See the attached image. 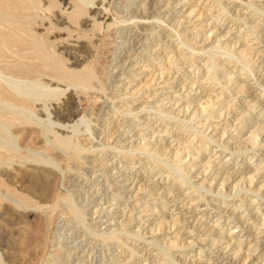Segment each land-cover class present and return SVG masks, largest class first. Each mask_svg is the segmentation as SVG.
Wrapping results in <instances>:
<instances>
[{
  "label": "rangeland",
  "instance_id": "obj_1",
  "mask_svg": "<svg viewBox=\"0 0 264 264\" xmlns=\"http://www.w3.org/2000/svg\"><path fill=\"white\" fill-rule=\"evenodd\" d=\"M90 1L70 18L74 0H40L30 21L71 68L99 60L104 90L62 83L50 104L55 130L91 149L80 160L36 127L13 126L23 155L34 149L58 165L0 164V264H264V0ZM23 30L0 26V39H14L10 65L34 59ZM210 48L239 60L219 52L212 62ZM144 144L164 150L163 162ZM125 225L137 235L100 236Z\"/></svg>",
  "mask_w": 264,
  "mask_h": 264
},
{
  "label": "bare ground",
  "instance_id": "obj_2",
  "mask_svg": "<svg viewBox=\"0 0 264 264\" xmlns=\"http://www.w3.org/2000/svg\"><path fill=\"white\" fill-rule=\"evenodd\" d=\"M90 0H74V5L72 11L65 9V13L69 15L70 18H79L82 15L87 14V7ZM40 0H0V26L3 24H14L19 30L24 29V33L27 37L28 43L30 45L32 60L24 61L19 66L10 65L8 62V57L6 52L12 48L11 40L14 39H0V164H11L16 160H33L38 163L47 162L53 165H58V163L52 158V156L46 158L34 149H28L29 154L23 155L22 148L19 145L18 136L13 132V126L18 125H30L31 127H36L39 129L40 133L51 145H55L59 148L66 150L68 155L72 156L73 159L80 160L81 154L86 151H91L90 148L85 147L79 142H75L72 136H64L55 130V122L51 118L50 104L53 100H57L61 93L64 92L60 84H66V87L75 88L77 94H90L92 90L99 89L104 90V84L101 80L100 74L97 70L98 61L93 64L85 66L81 70H77L68 66L66 59L56 51L54 46L47 44L43 36H39L37 31L33 28L30 21L37 18L34 13L35 9L38 8ZM42 5V4H41ZM128 5V4H127ZM132 5V4H131ZM166 5V4H165ZM176 5V4H175ZM223 5V4H222ZM250 6V5H249ZM185 8V7H184ZM256 8V7H255ZM197 8L191 10L193 13ZM124 10V9H123ZM114 11V10H113ZM120 11V10H119ZM38 12V11H37ZM43 12V11H42ZM190 12V13H191ZM203 12V11H202ZM135 14V13H134ZM114 16V15H113ZM146 16V15H145ZM123 17V16H122ZM121 17V18H122ZM136 18V16H134ZM133 18V19H134ZM143 18V17H142ZM142 18H140L142 20ZM148 18V17H145ZM154 18V17H153ZM170 18V17H169ZM119 19V18H118ZM149 19V18H148ZM146 20V23L148 21ZM157 21L162 22V18L156 16ZM120 20V19H119ZM118 20V21H119ZM122 24H124L123 19H121ZM139 18H136V22ZM145 20V19H144ZM143 20V21H144ZM40 21V20H39ZM133 21V24L136 22ZM152 21V20H151ZM142 22V21H141ZM128 23V20H127ZM149 23V22H148ZM147 23V24H148ZM169 23V22H168ZM178 23V22H177ZM176 24V23H175ZM249 24V23H248ZM72 25V24H71ZM139 25V24H137ZM169 25V24H168ZM179 25V24H178ZM251 25V24H250ZM73 26V25H72ZM99 25L95 22L94 27L97 28ZM127 26H121V30L125 32ZM66 27V26H65ZM194 27V26H193ZM133 28V27H132ZM254 29V28H253ZM152 30V29H150ZM153 29L152 32L155 34ZM182 30V29H181ZM186 31V29H184ZM102 31V30H101ZM119 31V30H118ZM131 31V30H130ZM175 31V30H174ZM4 32V31H3ZM184 32V31H183ZM40 33V32H39ZM168 33V32H167ZM176 33V32H175ZM182 33V31H181ZM118 34H120L118 32ZM153 35V34H152ZM189 35V34H188ZM225 35V34H224ZM85 37L86 39H92L87 31L79 37ZM178 36V34H177ZM183 36H185L183 34ZM181 36L180 39H184ZM198 37V36H197ZM241 37V36H240ZM134 38V37H133ZM223 38V37H222ZM159 39V38H158ZM243 39V38H242ZM247 39V38H246ZM103 40V39H102ZM85 42V41H84ZM112 42V41H111ZM164 42V41H163ZM122 43V42H121ZM125 43V42H124ZM161 44V43H160ZM146 45V44H145ZM175 45V44H174ZM180 45V44H179ZM237 45V44H235ZM181 46V45H180ZM179 46V47H180ZM182 46L191 47L185 40H182ZM91 47V46H90ZM176 48V47H175ZM218 48V47H216ZM16 49V48H15ZM124 49V48H123ZM187 49V48H186ZM211 49V48H210ZM188 50V49H187ZM144 51V50H143ZM162 51V50H161ZM178 51V49H177ZM200 51V50H199ZM108 52V51H107ZM136 52V51H135ZM150 52V51H149ZM171 52V51H170ZM202 52V51H201ZM219 52L226 53L230 58L239 60L238 55L235 51H230L229 49H211L206 54L212 62H214L217 54ZM260 52V51H259ZM156 53V52H155ZM193 53V51H192ZM221 54V53H219ZM218 54V55H219ZM226 54H222L226 56ZM180 55V54H179ZM17 56V55H16ZM96 57V56H95ZM113 57V56H112ZM161 57V56H160ZM169 57V56H168ZM222 57V56H221ZM102 59V56L100 57ZM146 58V57H145ZM223 58V57H222ZM94 59V58H93ZM151 59V58H150ZM193 59V57H192ZM103 60V59H102ZM154 60V59H153ZM194 60V59H193ZM241 60V59H240ZM11 61V59H10ZM164 61V60H163ZM100 62H102L100 60ZM107 62V61H106ZM248 62V61H247ZM242 63V62H241ZM245 63V62H244ZM210 64V63H209ZM154 65V64H153ZM244 65V64H243ZM213 66L215 72L214 63ZM104 67V66H103ZM151 68V67H150ZM255 68V67H254ZM102 70V69H100ZM169 70V69H168ZM209 71V70H208ZM162 73V72H161ZM216 73V72H215ZM214 73V74H215ZM218 75V73H216ZM215 74V75H216ZM160 75V74H159ZM158 76V75H157ZM156 78V76H154ZM161 77V76H160ZM217 77V76H216ZM131 78V77H130ZM133 78V77H132ZM185 78V77H184ZM186 79V78H185ZM218 79V77H217ZM202 80V79H201ZM220 81V80H219ZM53 82L57 85L53 86ZM152 82V81H151ZM192 82V81H190ZM199 82V81H197ZM196 82V84H197ZM211 82V81H210ZM195 85V83H194ZM210 86V85H209ZM151 87V86H150ZM128 88V87H127ZM204 88V87H203ZM226 88V87H225ZM153 89V88H152ZM182 89V88H181ZM117 90V89H115ZM162 90V89H161ZM206 90V89H205ZM134 91V90H133ZM141 91V90H140ZM171 91V90H170ZM204 91V90H203ZM117 92V91H116ZM206 92V91H205ZM76 94V93H75ZM133 94V93H132ZM173 95V94H172ZM171 95V96H172ZM214 95V94H213ZM98 97V96H97ZM118 97V96H117ZM213 97V96H212ZM212 97L210 99H212ZM124 98V97H123ZM204 98V97H203ZM122 99V98H121ZM180 99V98H179ZM218 99V98H217ZM123 100V99H122ZM209 101V100H208ZM210 102V101H209ZM213 102V101H212ZM201 103V102H200ZM203 103V102H202ZM175 104V103H174ZM109 105V104H108ZM146 105V104H145ZM202 105V104H201ZM204 105V104H203ZM208 105H210L208 103ZM213 105V103H212ZM125 107V106H124ZM145 107V106H144ZM190 107V105H189ZM143 108V107H142ZM164 108V107H163ZM116 109V108H115ZM152 109V108H151ZM187 109V108H186ZM199 109V108H198ZM196 109V110H198ZM111 110V109H110ZM144 110V109H143ZM171 110V109H170ZM38 111H42L46 114L47 119H43ZM180 111V110H179ZM252 111V110H251ZM174 112V111H173ZM185 112V111H184ZM102 113V112H101ZM105 113V112H104ZM109 113V112H108ZM122 113V112H121ZM150 114V113H149ZM147 115V114H146ZM171 115V114H170ZM176 115V114H175ZM112 116V115H111ZM130 116V115H129ZM157 116V115H155ZM164 117H169L168 114L163 113ZM179 117V116H177ZM207 117V116H206ZM113 118V117H112ZM174 118V117H173ZM143 119V118H142ZM147 120V119H146ZM153 120V119H152ZM243 120V119H242ZM241 120V121H242ZM82 121L86 125V129L91 131L90 121L87 118H83ZM82 122V123H83ZM144 122V121H142ZM155 123V122H154ZM162 123V122H161ZM60 125V124H59ZM169 125V124H168ZM167 125V126H168ZM61 127V126H60ZM106 127V126H105ZM148 127V126H147ZM151 127V126H150ZM74 133L80 132L81 129L79 125L74 124L71 126ZM33 129V128H32ZM85 129V128H84ZM94 129V128H93ZM150 129V128H149ZM168 129V128H167ZM188 129V128H187ZM263 129V128H260ZM169 130V129H168ZM167 130V131H168ZM31 131V130H30ZM33 131V130H32ZM63 132V131H62ZM170 132V131H169ZM33 133V132H32ZM257 133V132H256ZM260 134L261 131L259 132ZM26 134V133H25ZM37 136V133H35ZM74 134V135H75ZM177 134V133H176ZM24 135V134H23ZM148 135V134H147ZM34 136V135H33ZM143 136V135H142ZM81 137V136H80ZM93 137V136H92ZM209 137V136H208ZM163 138V137H162ZM254 138V137H253ZM153 139V138H152ZM27 140V139H26ZM134 140V139H133ZM104 142V141H103ZM133 142V141H132ZM131 142V143H132ZM148 142V141H146ZM162 142V141H161ZM21 143V142H20ZM119 143V142H118ZM120 144V143H119ZM161 145V144H160ZM131 147V146H130ZM159 148V147H158ZM150 147L149 144H144L141 146V151L150 155L153 160L151 162H163L162 156L164 150L161 148ZM121 149V148H120ZM127 149V148H126ZM125 149V150H126ZM130 149V148H129ZM128 149V150H129ZM34 150V151H33ZM199 150V149H198ZM135 151V150H134ZM134 151H128L127 155L132 158ZM111 152V151H110ZM123 153V152H122ZM125 155V154H124ZM182 155V153H181ZM48 156V155H47ZM83 157V156H82ZM149 157V156H148ZM177 158V157H176ZM56 159V158H55ZM144 159V158H143ZM150 159V158H149ZM145 160V159H144ZM164 160V159H163ZM81 162V161H80ZM152 162V163H153ZM182 162V161H181ZM213 162V161H212ZM82 163V162H81ZM154 163V164H155ZM165 163V161H164ZM19 164V163H18ZM149 164V163H148ZM168 165L170 163H167ZM212 164V163H210ZM14 165V164H13ZM158 165V164H157ZM172 167V164L169 165ZM153 167V166H152ZM159 167V166H158ZM175 170L180 172L190 171L192 167H187L186 169H181L180 167H175ZM83 168V167H82ZM148 168V167H147ZM170 168V167H169ZM137 169V168H136ZM171 169V168H170ZM195 169V168H194ZM110 170V169H109ZM163 170V169H162ZM186 171V172H187ZM255 171V170H254ZM128 172V171H127ZM133 173V172H132ZM81 174V173H80ZM90 174V173H89ZM94 174V173H93ZM113 174V173H112ZM257 174V173H256ZM115 175V174H114ZM122 175V174H121ZM134 175V174H133ZM183 175V174H182ZM126 176V175H125ZM64 177V176H63ZM108 177V176H107ZM120 177V176H119ZM124 177V176H123ZM254 177V176H253ZM256 177V176H255ZM189 178V177H188ZM215 179V178H214ZM261 179V178H260ZM118 180V179H117ZM173 180V178H172ZM186 181L189 179H185ZM132 181V180H131ZM254 181V180H253ZM106 182V181H105ZM115 182V181H114ZM190 182V180H189ZM223 182V181H222ZM251 182V181H250ZM53 183V182H52ZM176 183V182H175ZM226 183V182H225ZM224 183V184H225ZM104 184V183H103ZM119 184V183H118ZM117 186V185H116ZM222 186V183H221ZM100 187V186H99ZM106 187V186H105ZM107 187H109L107 185ZM106 187V188H107ZM144 187V186H143ZM105 188V189H106ZM201 189V188H200ZM219 189V188H218ZM140 190V189H139ZM95 191V190H94ZM110 191V190H109ZM114 192V191H113ZM4 193V192H2ZM76 193V192H75ZM92 193V192H91ZM118 193V192H117ZM10 196V194L8 193ZM75 195V194H73ZM122 195V194H121ZM124 195V194H123ZM139 195V194H138ZM137 195V196H138ZM115 196V195H114ZM126 196V195H125ZM186 196V195H185ZM134 197H136L134 195ZM183 197V196H182ZM257 197V196H256ZM5 198V197H4ZM7 198V197H6ZM125 198V197H124ZM1 199V197H0ZM16 200V198H14ZM76 213V217L80 220H84V215L72 197L65 198ZM100 199V198H99ZM108 199V198H107ZM128 199V198H127ZM133 199V198H131ZM185 199V198H184ZM14 200V201H15ZM21 200V199H20ZM19 200V202H20ZM139 200V199H138ZM181 200V199H180ZM78 201V200H77ZM129 201V200H128ZM127 201V202H128ZM182 201V200H181ZM18 202V200H17ZM22 202V201H21ZM141 202V201H140ZM21 204V203H20ZM67 204V203H66ZM84 204V203H83ZM108 204V203H107ZM23 205V204H22ZM82 205V204H81ZM101 205V204H100ZM187 205V204H186ZM84 207V206H83ZM31 208V207H30ZM135 209V208H134ZM37 210V209H36ZM101 210V209H100ZM111 210V209H110ZM132 211V210H131ZM134 213V212H133ZM149 213V212H148ZM136 216V215H135ZM60 219V218H59ZM70 219V218H69ZM88 219V218H87ZM74 220V219H73ZM58 221V220H57ZM102 221V220H101ZM106 221V220H105ZM77 222V221H76ZM113 222V221H112ZM127 222V221H126ZM107 223V222H106ZM99 224V223H98ZM180 226V225H179ZM65 227V226H64ZM55 228V227H54ZM137 229V228H136ZM59 230V229H58ZM92 230V229H91ZM99 230V229H98ZM55 231V230H54ZM63 231V230H62ZM64 232V231H63ZM93 233V232H92ZM95 234L98 233L95 231ZM55 234V233H54ZM123 234H133L137 235L135 232L128 230L127 226L123 228H115L101 233L100 236L104 240L121 239ZM60 240V239H59ZM103 241V240H102ZM178 241V240H177ZM55 243V242H54ZM111 243V242H110ZM121 243V242H120ZM134 243V242H133ZM56 245V244H55ZM72 246V245H71ZM121 247V246H120ZM159 247V246H158ZM97 250V249H96ZM66 251V250H65ZM108 251V250H107ZM166 251V250H165ZM69 252V251H68ZM50 254V253H49ZM166 254V253H165ZM55 255V254H53ZM59 255V254H58ZM167 255V254H166ZM161 256V255H160ZM250 256V254H249ZM56 257V256H55ZM61 257V256H60ZM92 258V257H91ZM68 260V258H67ZM71 260V259H70ZM87 260V259H86ZM85 260V261H86ZM127 260V259H126ZM59 261V260H57ZM62 261V260H61ZM116 261V260H115ZM60 263V262H59ZM63 263V262H62ZM131 263V262H130ZM53 264H58L54 262ZM128 264V262H127Z\"/></svg>",
  "mask_w": 264,
  "mask_h": 264
}]
</instances>
